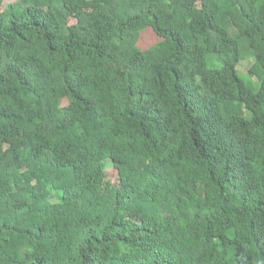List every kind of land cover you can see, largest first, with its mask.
Instances as JSON below:
<instances>
[{"label": "trees", "instance_id": "16d2710c", "mask_svg": "<svg viewBox=\"0 0 264 264\" xmlns=\"http://www.w3.org/2000/svg\"><path fill=\"white\" fill-rule=\"evenodd\" d=\"M5 1L0 264H264V0Z\"/></svg>", "mask_w": 264, "mask_h": 264}, {"label": "rangeland", "instance_id": "374dc122", "mask_svg": "<svg viewBox=\"0 0 264 264\" xmlns=\"http://www.w3.org/2000/svg\"><path fill=\"white\" fill-rule=\"evenodd\" d=\"M18 0H6L3 4L4 7L8 6L9 4H13L15 2H17ZM146 36V40L143 41V43H154L156 41L155 36L150 33V32H146L144 34ZM10 147H15V146H24L25 145V136H16L14 135L11 139H10ZM110 167V166H109ZM110 169V168H109Z\"/></svg>", "mask_w": 264, "mask_h": 264}]
</instances>
